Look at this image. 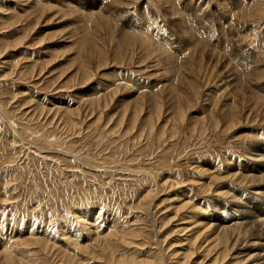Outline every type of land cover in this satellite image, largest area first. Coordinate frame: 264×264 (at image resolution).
Segmentation results:
<instances>
[{
    "label": "rangeland",
    "instance_id": "1",
    "mask_svg": "<svg viewBox=\"0 0 264 264\" xmlns=\"http://www.w3.org/2000/svg\"><path fill=\"white\" fill-rule=\"evenodd\" d=\"M259 175L264 0H0V264H264Z\"/></svg>",
    "mask_w": 264,
    "mask_h": 264
},
{
    "label": "bare ground",
    "instance_id": "2",
    "mask_svg": "<svg viewBox=\"0 0 264 264\" xmlns=\"http://www.w3.org/2000/svg\"><path fill=\"white\" fill-rule=\"evenodd\" d=\"M261 160V159H260ZM261 163V162H260ZM250 174H248V176H249ZM252 175V174H251ZM256 175V174H255ZM262 175V174H261ZM253 177H254V175H253ZM259 177L261 178L262 176H260L259 175ZM262 180H263V178H261ZM264 181V180H263ZM257 182V181H256ZM253 183V182H252ZM258 186V185H257ZM258 193V192H257ZM235 218V217H234ZM223 221V220H222ZM208 224V223H207ZM211 225V224H210ZM213 227V226H212ZM90 236V235H89ZM217 238L219 239V237L217 236ZM206 240H207V238H206ZM6 242V241H5ZM216 244V243H215ZM228 245V244H227ZM217 246V245H216ZM214 248V247H213ZM126 260V259H125ZM123 263V262H122Z\"/></svg>",
    "mask_w": 264,
    "mask_h": 264
}]
</instances>
